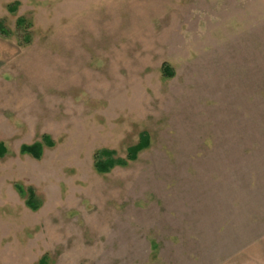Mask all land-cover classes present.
Wrapping results in <instances>:
<instances>
[{"label":"rangeland","instance_id":"obj_1","mask_svg":"<svg viewBox=\"0 0 264 264\" xmlns=\"http://www.w3.org/2000/svg\"><path fill=\"white\" fill-rule=\"evenodd\" d=\"M0 23V264H264V0H0Z\"/></svg>","mask_w":264,"mask_h":264},{"label":"trees","instance_id":"obj_2","mask_svg":"<svg viewBox=\"0 0 264 264\" xmlns=\"http://www.w3.org/2000/svg\"><path fill=\"white\" fill-rule=\"evenodd\" d=\"M14 7H15V4L10 6L9 9L13 10ZM17 23H20V24L24 23V18H19L17 20ZM7 33L8 32L6 31V29L0 23V35L7 36L6 35ZM24 39L26 41H29L28 36H25ZM163 73L167 77H172L174 75L172 69L168 65L163 66ZM149 141H150L149 135L146 132H141L139 134L138 142L134 146L127 148L126 159H112L110 157L111 152L103 150L100 153L101 157L99 155H96V157H95V163H94L95 169L98 172L103 173V172L109 171L115 165H124L127 160H131V161L135 160L138 152L149 146ZM42 142L46 146L52 145L51 141L47 137H43ZM42 150H43V144L42 143H34L32 145H22L20 147L21 153H26V154H28L31 157L36 158V159H38L41 156ZM5 153H6L5 146L2 143H0V157H2ZM26 204L29 207H31L32 209L36 208L38 205L32 190H27ZM37 264H46V256H43L38 261Z\"/></svg>","mask_w":264,"mask_h":264}]
</instances>
